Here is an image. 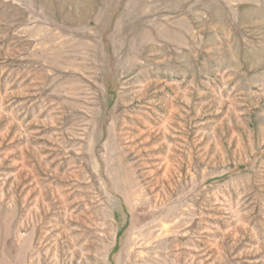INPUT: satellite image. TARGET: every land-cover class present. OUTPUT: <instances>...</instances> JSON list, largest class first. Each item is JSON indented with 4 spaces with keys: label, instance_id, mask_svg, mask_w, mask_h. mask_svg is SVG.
<instances>
[{
    "label": "rangeland",
    "instance_id": "374dc122",
    "mask_svg": "<svg viewBox=\"0 0 264 264\" xmlns=\"http://www.w3.org/2000/svg\"><path fill=\"white\" fill-rule=\"evenodd\" d=\"M0 264H264V0H0Z\"/></svg>",
    "mask_w": 264,
    "mask_h": 264
}]
</instances>
